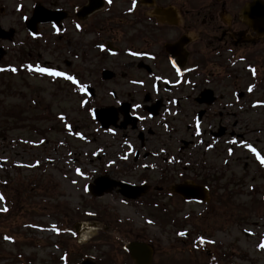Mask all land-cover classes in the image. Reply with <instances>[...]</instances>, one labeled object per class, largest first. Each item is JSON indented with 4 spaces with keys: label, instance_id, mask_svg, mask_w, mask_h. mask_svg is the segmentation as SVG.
<instances>
[{
    "label": "flooded vegetation",
    "instance_id": "1",
    "mask_svg": "<svg viewBox=\"0 0 264 264\" xmlns=\"http://www.w3.org/2000/svg\"><path fill=\"white\" fill-rule=\"evenodd\" d=\"M14 7L9 14L0 9L5 57L31 50L44 28L63 40L66 66L79 61L63 72L64 83L83 106L95 107L98 131L115 140L121 161L109 166L113 177L99 168L96 179L108 177L111 193L125 202H192L179 191L211 201L210 175L186 176L190 153L255 148L243 130L245 114L264 107V0H32L30 8L17 0ZM46 17L51 21L39 24ZM125 186L137 187V199L124 196ZM145 231L113 233L130 264H148L152 256L154 263L157 246ZM132 247L140 249L137 261Z\"/></svg>",
    "mask_w": 264,
    "mask_h": 264
},
{
    "label": "rangeland",
    "instance_id": "2",
    "mask_svg": "<svg viewBox=\"0 0 264 264\" xmlns=\"http://www.w3.org/2000/svg\"><path fill=\"white\" fill-rule=\"evenodd\" d=\"M15 2L0 0V9L9 14ZM21 5L30 8L32 0ZM3 20L8 25L9 17ZM44 30L31 50L17 48L0 62V264L86 258L130 264L113 233L144 230L157 246L153 264H207L208 253L213 264H264V164L250 149L190 153L186 176L194 171L213 179L208 185L215 197L205 203H128L115 193L98 198L89 192L97 174L113 177L109 166L121 162L117 146L98 131L95 107H84L82 96L64 83L63 72L75 71L79 61L66 66L65 43ZM24 62L26 71L17 73ZM244 119L245 140L264 159V107ZM190 230L194 236L188 237Z\"/></svg>",
    "mask_w": 264,
    "mask_h": 264
},
{
    "label": "water",
    "instance_id": "3",
    "mask_svg": "<svg viewBox=\"0 0 264 264\" xmlns=\"http://www.w3.org/2000/svg\"><path fill=\"white\" fill-rule=\"evenodd\" d=\"M147 2H154V0H147ZM141 3L142 4H145L146 3V0H141ZM263 13H264V10H263ZM252 17H254V14H252ZM263 19H264V16H263ZM259 22V21H258ZM259 24H263L264 25V22L263 21H261ZM258 24V25H259ZM109 186H110V184H108V183H103L102 185H101V188L102 189H108L109 188ZM93 191V193H94V195H97V190L94 188V190H92ZM140 249H136L135 247H132V248H130V253H131V255H132V257L137 261V260H139V258H138V251H139ZM81 264H94V263H92V262H90V261H84V262H82Z\"/></svg>",
    "mask_w": 264,
    "mask_h": 264
},
{
    "label": "snow or ice",
    "instance_id": "4",
    "mask_svg": "<svg viewBox=\"0 0 264 264\" xmlns=\"http://www.w3.org/2000/svg\"><path fill=\"white\" fill-rule=\"evenodd\" d=\"M38 71H40V72H48L50 75H61V73H58V72H51L49 69H44V68H40V69H37ZM68 79H71V77H68ZM73 82H75V81H73ZM252 151H255L254 149H252ZM257 158L258 159H260V162L262 163V164H264V159H261L260 157H259V155L257 156Z\"/></svg>",
    "mask_w": 264,
    "mask_h": 264
},
{
    "label": "bare ground",
    "instance_id": "5",
    "mask_svg": "<svg viewBox=\"0 0 264 264\" xmlns=\"http://www.w3.org/2000/svg\"><path fill=\"white\" fill-rule=\"evenodd\" d=\"M93 230H94V228H92V229L89 228V229H88L89 232H91V231H93ZM89 232H88V233H89ZM88 233H85V235H83V236H86V234H88Z\"/></svg>",
    "mask_w": 264,
    "mask_h": 264
}]
</instances>
